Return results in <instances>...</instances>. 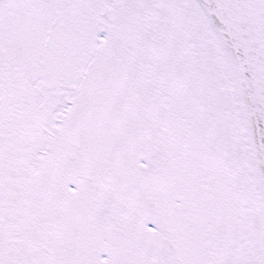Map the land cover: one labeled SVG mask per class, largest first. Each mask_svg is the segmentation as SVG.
Listing matches in <instances>:
<instances>
[{
	"label": "snow or ice",
	"instance_id": "6c2138e0",
	"mask_svg": "<svg viewBox=\"0 0 264 264\" xmlns=\"http://www.w3.org/2000/svg\"><path fill=\"white\" fill-rule=\"evenodd\" d=\"M0 264H264V0H0Z\"/></svg>",
	"mask_w": 264,
	"mask_h": 264
}]
</instances>
